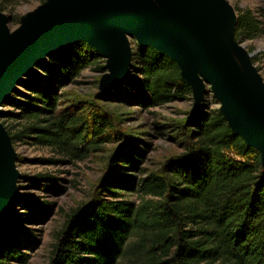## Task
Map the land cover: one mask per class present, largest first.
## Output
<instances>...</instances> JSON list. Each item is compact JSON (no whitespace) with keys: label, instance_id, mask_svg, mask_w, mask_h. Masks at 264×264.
<instances>
[{"label":"trees","instance_id":"16d2710c","mask_svg":"<svg viewBox=\"0 0 264 264\" xmlns=\"http://www.w3.org/2000/svg\"><path fill=\"white\" fill-rule=\"evenodd\" d=\"M12 1L0 0V12ZM263 35L264 22L254 11L237 12L231 27L235 43ZM104 58L108 54L97 45L76 37L34 62L0 102V128L8 143L54 147L82 159L123 140L107 116L71 111L61 103L62 88L89 67L103 71ZM107 89L109 99L146 107L194 93L178 58L137 40L124 74ZM183 128L189 138L184 152L167 158L156 172L142 168L150 143L136 147L124 140L91 199L66 215L47 264H264V151L202 98ZM25 179L52 192L60 189L47 173ZM131 193L135 200L125 197ZM50 205L35 206L12 193L0 213V264L28 263L39 240L26 223L37 221L34 210L44 216Z\"/></svg>","mask_w":264,"mask_h":264},{"label":"water","instance_id":"95a60500","mask_svg":"<svg viewBox=\"0 0 264 264\" xmlns=\"http://www.w3.org/2000/svg\"><path fill=\"white\" fill-rule=\"evenodd\" d=\"M10 35L0 15V102L34 62L58 44L86 37L108 54V81L118 80L129 59L124 33L174 55L194 85L195 108L202 80L212 86L234 128L264 151V89L249 57L231 38L233 22L214 0H52ZM198 72L204 76L202 79ZM0 128V213L18 174Z\"/></svg>","mask_w":264,"mask_h":264},{"label":"rangeland","instance_id":"374dc122","mask_svg":"<svg viewBox=\"0 0 264 264\" xmlns=\"http://www.w3.org/2000/svg\"><path fill=\"white\" fill-rule=\"evenodd\" d=\"M214 1L224 8L231 22L235 20L239 10L246 8L254 11L264 22V0ZM5 6L6 9L0 12V15L7 19L4 27L12 35L21 28L24 19L30 13L44 5L39 0H14ZM123 35L131 50L137 39L128 33ZM236 45L249 57L250 68L264 89V35L237 42ZM100 63L104 66L103 71L89 67L81 71L73 83L62 88L61 103L71 111L93 110L107 116L113 123L114 130L124 137L123 140L106 143L101 149L91 151L82 159L66 155L58 148L29 145L21 141L9 146L15 158L12 161V167L18 174L17 180H19L14 183L13 192L29 197L35 206L44 202L51 204L50 207H46L44 216H36L37 212L34 210L32 216L37 218V221L26 223L28 228L34 230L39 240V243L32 247V251H29L31 255L27 264L48 263L55 243V235L63 226L66 215L91 199L97 182L107 171L111 155L120 144L129 142L139 147L142 146V142L150 143L148 149L144 148L146 151L142 168L146 172H156L167 158L184 152L185 144L189 142L183 126H185L188 112L194 107L195 94H191L188 99L173 100L155 107L129 105L115 101L105 97L108 83L111 82L107 80L111 74L108 58H104V61ZM199 94L211 107H221L212 86L204 80L201 82ZM17 129L18 127L14 126L13 130ZM117 153L118 151L112 159ZM38 173H47L56 178L60 186L59 191L42 189L25 179ZM134 174L140 176L141 172H134ZM125 197L135 200L136 194L131 193Z\"/></svg>","mask_w":264,"mask_h":264}]
</instances>
